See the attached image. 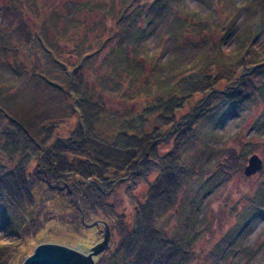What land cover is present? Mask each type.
I'll use <instances>...</instances> for the list:
<instances>
[{"label":"trees","instance_id":"1","mask_svg":"<svg viewBox=\"0 0 264 264\" xmlns=\"http://www.w3.org/2000/svg\"><path fill=\"white\" fill-rule=\"evenodd\" d=\"M163 1L152 5L145 15L147 27L141 31L144 37L140 39L141 33L134 35L126 30L124 38H136V42L142 43L149 37L155 39L162 34L168 35L171 45L168 51L163 49L161 57L166 54L169 57L170 54L166 60L169 59V64L173 63L169 69L172 79L166 91L162 92L158 86L153 89L146 84L151 81L150 75H146L145 83H135L130 95L121 94L125 103L138 99L142 105L135 110V118L131 120L121 111L110 113L115 121L121 120L118 114L123 117V124L112 139H100L94 132V123L101 120L102 114H109L107 105L96 99L98 91L88 86L84 94H78L80 83L72 81V78L67 86L69 90L63 89L72 94V108L79 116L72 140H69L71 137H54V127L43 126L44 118L37 112L20 119L11 112L0 110V264H23L29 256L26 247L43 235L45 222L52 217L68 224L74 231L82 232L85 229L83 219L89 216L106 222L111 230V242L94 257L95 264L198 262L196 240L200 234L204 199L210 191L201 197L200 189L188 191L189 182L183 184V181L203 177V173L200 168L185 165L182 168L185 178L177 181L175 162L159 165L151 160L150 155L156 142L161 141V135L175 125L185 102L190 108L195 104L192 100L200 92L197 89L198 76L205 80L202 91L207 95L212 93L211 90H219L217 94H211L212 103L217 100L206 115L215 118L221 131L225 127L223 121L237 116L244 102H255L258 91L264 93V18L255 21L250 38L249 34L244 35L239 24L234 23L231 28H222L224 37H220L216 44L183 46L177 18L167 25V29H161L169 3L180 4V0ZM199 1L206 2L207 12L218 5L230 9V0H217L216 3L213 0ZM237 3V0H233L232 6ZM241 9L248 14L262 16L264 0H250ZM130 27L134 28L133 25ZM237 33L238 37H235ZM231 37L239 52L237 60L231 59L227 64L219 54H222V39ZM260 38H263V42L257 44ZM146 44L139 45H145L144 49H147ZM194 45H198L197 49L200 46L207 48L204 50L205 60L200 61L199 53L190 48ZM151 51L148 50L149 53ZM146 57L142 56V59L148 60ZM142 62L137 63L135 69L127 65V69L143 75ZM81 63L78 70L83 67L84 61ZM154 71L157 72L156 69ZM79 72L84 73L83 69ZM158 72L164 73L162 70ZM223 82L234 83L235 88L220 90L218 87ZM122 85L118 82L106 83L101 85L100 90L117 95L119 90L127 89L130 84L123 81ZM152 89L153 98L147 99L145 96ZM201 110L196 112L198 116ZM45 129L48 134L40 142L39 137L44 135L42 132ZM255 129L256 133L264 130V114L256 121ZM64 149H69V154ZM245 161L246 157L234 147L222 148L219 150L217 172L230 178L243 170ZM262 173L264 175V171ZM150 177L155 178V183L149 181ZM140 183L148 187L144 193L136 196L134 190ZM181 193L186 201V209L183 205L180 213L183 219L171 220L167 227L159 226V216L162 217L163 213L178 217L177 212L170 210L168 213V210ZM126 199L131 202L130 218H127V210L123 206ZM48 201L54 207L58 205L59 210H50L49 216L42 222V212ZM243 201L246 202L243 212L240 216L237 214L240 223L221 237L200 264H243L242 254H254L253 247L244 243L245 229L253 221L264 220V176L253 195H245ZM102 228L95 226L93 230L102 232Z\"/></svg>","mask_w":264,"mask_h":264},{"label":"rangeland","instance_id":"2","mask_svg":"<svg viewBox=\"0 0 264 264\" xmlns=\"http://www.w3.org/2000/svg\"><path fill=\"white\" fill-rule=\"evenodd\" d=\"M162 1L0 0V110L11 112L20 119L37 112L44 118L43 126L54 127V137L68 139L78 127L79 121L78 113L72 108V94L63 91L69 87L72 78V81L80 83L77 88L78 94H84L88 86L98 91L96 99L107 105L109 114H102L101 120L94 123V132L100 139H112L122 126L123 117L118 114L121 120L115 121L110 113L121 111L131 120L135 118V110H139L142 105L138 99L125 103L120 95H130L135 83L137 85L145 83L146 75L151 77V81L146 84L153 89L158 86L162 92L166 91L167 84L172 79L169 69L173 63L169 64V59L166 60V56L170 58V54L169 57L167 54L161 57L163 49L168 51L171 45L168 43V35L162 34L155 39L149 37L146 42L142 40V43L136 42V38H124L127 31L134 35L141 33L140 39L144 37L145 34L141 31L147 27L145 15L152 5ZM237 1L238 3L232 6L233 0H230V9L218 5L213 6L208 12L205 10L208 8L206 2L201 3L199 0H180L182 5L171 2L164 14L166 19L162 20L164 24L161 29H167V25L177 18L183 46L216 44L220 37H224L222 28H231L234 23L239 24L244 35L249 34L250 38L254 32L255 21L264 18V13L262 16L248 14L241 8L250 0ZM238 33L235 37H238ZM234 41L232 37L222 39V54L219 55L227 64H230L231 59L237 60L239 51ZM262 42L263 38H260L257 44ZM144 43H147V49H144L145 45H139ZM197 47L198 45H194L190 48L199 53L200 61L205 60L204 50L207 48ZM148 50L152 51L149 53ZM142 56L149 59L144 61ZM82 61L83 67L78 70V65ZM140 62L143 63L141 67L143 75L137 74V71L129 72L131 67H136ZM127 65L131 67L127 69ZM82 69L84 73L80 74L79 71ZM159 70L164 71L163 75L158 72ZM123 81L130 85L127 89L119 90L117 94L119 96L100 90L101 85L104 86L106 83L118 82L123 86ZM204 84L205 80L198 76L197 89L200 92L192 100L195 104L190 108L185 102L184 107L179 110L175 125L161 135V141L156 142L155 149L150 155L151 160L159 165L175 162L177 181L185 178L182 175V168L185 165L200 168L203 173V177L183 181V184L189 182L188 191L200 189L201 197L210 191L204 199L200 234L196 240L199 256L196 264L203 262L221 237L240 223L238 217L246 205L243 201L245 195H253L264 176L262 173L264 130L256 133L255 129L256 121L264 114V93L258 91L255 102H244L237 116L228 117L223 121L225 127L221 131L216 125L215 118L206 115L207 110L217 100L216 98L212 103L211 94L218 93L219 90H211L212 93L207 95V92L202 91ZM218 88L223 91L228 88L231 90L235 88V84L223 82ZM153 89L148 91L149 95L145 96L147 99L153 98ZM200 109L203 110L198 116L196 112ZM42 134L44 135L39 137L40 142H43L48 130H43ZM69 140H72V137ZM225 147H234L246 157L243 170L230 178L217 172L219 150ZM64 150L69 154V149ZM252 154L259 155L263 161V168L251 176H246L244 168ZM154 179L150 177L149 181L155 183ZM147 187V184L140 183L136 186L134 194L141 195ZM184 200L185 197L181 193L168 210V213L177 212L178 217H170L169 214L163 213L162 217L159 216V226L167 227L171 220L183 219L180 213L183 205L186 209ZM123 206L126 207L127 218H130L132 213L130 200L126 199ZM45 208L41 216L42 222L49 216L50 210L53 212L55 209L59 210L58 205L54 207L49 201ZM97 221L95 217H85L83 225L89 230L76 232L68 224L56 221L52 217L45 222V228L41 233L43 235L31 241L25 250L31 256L41 244L58 243L89 255L93 246L104 239V226L96 223ZM95 226H102L103 231L95 232L93 230ZM245 233L244 243L253 247L254 254H242V263L264 264V220L253 221L246 227Z\"/></svg>","mask_w":264,"mask_h":264},{"label":"water","instance_id":"3","mask_svg":"<svg viewBox=\"0 0 264 264\" xmlns=\"http://www.w3.org/2000/svg\"><path fill=\"white\" fill-rule=\"evenodd\" d=\"M263 168V161L257 154L248 158L244 168L246 176H251ZM104 226V239L93 246L89 255L58 243H44L39 245L35 252L26 258L23 264H95L94 257L103 252L110 244L111 231L106 222L98 220Z\"/></svg>","mask_w":264,"mask_h":264}]
</instances>
